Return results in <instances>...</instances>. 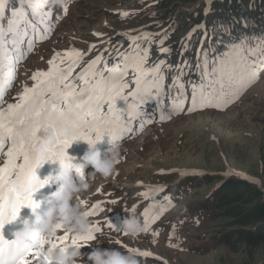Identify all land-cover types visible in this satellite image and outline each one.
<instances>
[{
  "label": "rangeland",
  "instance_id": "obj_1",
  "mask_svg": "<svg viewBox=\"0 0 264 264\" xmlns=\"http://www.w3.org/2000/svg\"><path fill=\"white\" fill-rule=\"evenodd\" d=\"M222 1L72 0L69 3L65 0L63 6L58 7L55 0H45L43 12L50 14L47 18L42 12L27 17L28 22L33 21L35 25L51 29L54 35L23 64L14 88L8 94L7 105L0 107V112H7L11 105L20 102L18 98L24 95L25 87L36 86L33 81L36 72L52 71L50 61L72 50L84 54L83 61L72 71V81L79 88H83V84L78 83L77 78L101 57L103 61L98 71H104L105 66L122 67V57L131 63L146 53L148 59L143 67L151 72L162 66L155 64L152 58L155 54L151 56L152 52L163 55L165 50L173 49L179 55L175 68L165 71L161 67L159 77L145 75L141 78L140 94L136 99H132L137 91L133 83L135 75L129 72L126 81L129 90L123 93L124 98L117 100L112 109L113 116L117 118L123 113L125 104H133L139 108L140 119L145 120L133 139L120 148L121 163L113 176L104 179L90 175L79 194L90 202L75 206L88 214L95 210L97 204L102 209L98 215H88L93 232L97 227L101 231L95 233L94 240L80 243L85 264L96 251L132 254L139 264H264V248H254L249 242L248 233L255 231V228H241L246 236H236V223L240 218L236 220L232 213L238 206L224 202L229 199L227 194L220 196L225 185L230 184L229 180H235L234 177L255 181L253 184L258 185L259 191L264 194V73L259 74V82L252 81L254 86L227 111L207 109L189 114L193 87L204 89L206 94L220 93L241 90L249 80L244 72L238 71L231 83L227 78L221 83L219 78L209 76L214 70L213 65L234 55L244 68L249 64H264L261 51L264 40H256L264 39V4L259 9L261 13L258 18L250 15L239 21L237 26L238 20L234 21V16L224 21L217 20L218 14L212 8ZM65 5L68 8L66 16L63 14ZM251 7L257 9L258 6ZM18 8L19 0H12L7 12ZM164 8L168 11L163 12ZM121 14H127V18ZM7 18L6 15V21ZM196 20L208 26L219 24L217 28H221L215 35L219 39L224 35L226 42L235 40L233 50L217 56L210 63L202 64L198 56L194 58L198 85L178 75L181 70L192 74V68H186L189 54L183 50L188 44L199 42L195 39L199 26L189 24V21ZM169 21L173 22L171 28ZM233 31V34H228ZM208 37L209 34L204 39L207 41ZM148 43L152 45L151 48H148ZM204 45L208 47L207 43ZM200 55L205 57L202 52ZM69 67L71 64L65 59L62 65H57V70ZM109 75L105 72V79ZM177 82L183 85V90L177 88ZM157 88L160 91H156ZM185 92L187 102L177 99L184 97ZM145 99L150 104L142 108L140 104ZM174 106L183 109L184 114L175 115ZM161 113L170 117L169 122H160ZM181 173L197 175L183 176ZM110 180L128 184L149 181L168 185L167 190L171 193L144 207L137 216L143 229L146 227L145 213L150 217H162L151 224L148 234L143 231L138 238H130L122 230L123 223L118 224L116 219H112L120 211L115 202L120 190L113 187ZM169 203L174 207L167 210ZM109 221L114 226H110ZM63 232L66 230H61L58 235ZM156 233H159L158 238ZM72 237L69 236V244ZM56 243L60 244V241ZM65 246L60 244L59 247ZM136 252L150 253L151 256L146 259L142 255H135ZM31 261L39 264L34 258Z\"/></svg>",
  "mask_w": 264,
  "mask_h": 264
},
{
  "label": "snow or ice",
  "instance_id": "obj_2",
  "mask_svg": "<svg viewBox=\"0 0 264 264\" xmlns=\"http://www.w3.org/2000/svg\"><path fill=\"white\" fill-rule=\"evenodd\" d=\"M9 3L10 0H0V107L4 104L7 91L4 84L3 62L8 55L18 51L21 42L27 38V17L35 16L37 12H42L45 18L50 15L43 12L45 0H19L18 10L8 13ZM67 11L68 8L65 5L63 8L65 16ZM121 15L123 18H127V14ZM47 31L52 30L47 29ZM144 39L150 38L144 37ZM44 42V39L41 38L40 43ZM9 48L13 52L10 53ZM261 51L264 54V49ZM83 58V53L72 50L64 53L62 57L50 61L49 67L52 71L36 72L33 76L36 87L31 89L25 87L24 95L18 98L20 103L15 107H9L7 112H0V158L4 155L7 141H11L10 150L7 151V164L0 168V264H33V261H29L28 257H34L40 264H44L42 253L35 247L18 249L15 242H9L3 234L7 225L20 219L23 209L35 211L38 205L33 199L34 196L41 189L49 186L47 180L41 182L38 179L36 170L43 164L55 165L59 162L63 165L69 161L67 162L68 166L73 168L80 180H83L85 173L82 169L73 167L70 162L72 158L66 154L67 148L78 140L97 145L104 140L105 136L113 144L121 139L122 135L114 134L113 128L119 129L122 121H118L113 116L112 109L115 108L117 100L124 98L123 93L129 90V85L126 83L129 72L135 75L133 83L137 91L132 99H136L140 94L141 78L145 75L159 77L162 67L158 66L151 72L146 71L143 66L147 63L148 56L145 53L142 58L135 59L131 63L127 58L122 57L121 59L124 60L122 67L108 68L105 66L104 71H98L97 69L103 61L101 57L89 65L88 69L77 78V82L83 84V88H79L77 83L72 81V71L79 66ZM24 59L26 57L21 56L19 62ZM65 59L70 62L71 67L66 70L63 68L57 70V65H62ZM213 69L209 76L219 78L221 83L225 78L231 83L236 78L238 71L244 72L249 80L241 90L220 93L206 94L204 89L193 87L189 114L207 109L227 111L229 107L239 101L247 90L254 86L252 81L259 82V74L264 73V64L259 66L249 64L247 68H244L239 58L234 55L213 65ZM105 72L110 73L108 79H105ZM15 78V72L9 73L8 88L11 87V82H14ZM177 88L183 90V85L177 82ZM156 91H160V89L157 88ZM177 99L187 102V93L185 92L184 97ZM174 114L177 116L184 114L183 109H176L174 106ZM169 119L170 117L161 113V123H167ZM123 130L127 131L126 125ZM93 133L97 137L95 143L90 138ZM21 159L22 166L18 163ZM26 170L27 177H25ZM181 175H197V173H181ZM249 182L255 183L252 180ZM140 186L142 187V185ZM5 189L8 190L7 199L4 196ZM149 191L158 193L164 189H150ZM144 198L151 199V196L146 195ZM171 207L174 205L169 203L167 210H170ZM101 210V205L97 204L95 210L88 215H98ZM132 212L134 213L135 209H132ZM159 218L162 217L155 215L150 217L148 213H145V234L151 231V224L157 222ZM109 224L114 226L111 221ZM100 231L101 229L97 227L87 241L80 243L94 240L95 233ZM155 236L158 238L159 233H156ZM172 238H174V233ZM71 240L72 244L76 237H72ZM68 242L69 237L65 236L60 244L69 245ZM60 244H57L56 247H59ZM39 247L41 249L45 247V242H40ZM134 254L142 255L146 259L151 256L150 253L136 252Z\"/></svg>",
  "mask_w": 264,
  "mask_h": 264
},
{
  "label": "clouds",
  "instance_id": "obj_3",
  "mask_svg": "<svg viewBox=\"0 0 264 264\" xmlns=\"http://www.w3.org/2000/svg\"><path fill=\"white\" fill-rule=\"evenodd\" d=\"M61 6L64 0H55ZM69 3L72 0H68ZM85 143V142H84ZM88 150L80 158L81 163L73 167L82 170L92 169L91 176H100L108 179L113 176L117 166L121 163V152L117 145L109 142V148L105 155L98 150L97 145L89 144ZM59 165L58 170H53L47 177L49 184L55 186L57 191L46 198V201L37 203L35 211H32L34 224L25 221L22 229L16 231L14 235L15 246L18 249L35 247L42 253L44 264H85L82 255L80 242L87 241L93 232V225L88 219V213L78 206L75 201L84 190L83 180H74L72 167L67 162ZM42 204H46L49 209L44 215H40L39 210ZM61 229L67 234L76 237V240L65 247H56V241L64 237H58ZM123 232L130 238H138L144 229L141 220L134 216H129L122 224ZM45 242L48 247L42 249L40 242ZM87 264H139L137 258L117 251H96L88 257Z\"/></svg>",
  "mask_w": 264,
  "mask_h": 264
},
{
  "label": "trees",
  "instance_id": "obj_4",
  "mask_svg": "<svg viewBox=\"0 0 264 264\" xmlns=\"http://www.w3.org/2000/svg\"><path fill=\"white\" fill-rule=\"evenodd\" d=\"M258 6L257 9H253L251 6ZM260 4V5H259ZM264 4V0H223L221 3L216 4L212 10L218 14L216 15L218 21L228 20L233 17V20H238L236 22L237 26L240 24L239 21L245 20L248 16L252 15L254 18H258L260 16L259 9H262ZM247 6H250L249 9ZM245 8L246 11H245ZM166 11H168L167 8ZM225 14V15H224ZM191 20V19H189ZM171 22V21H169ZM190 25L194 23L193 27L202 26L201 30L198 31L195 36L199 37L198 40L201 41L202 35H214L220 30L217 28L219 24H215L213 26H208L206 23H201L198 20L189 21ZM207 22V21H206ZM209 27L211 30H208ZM209 33H208V32ZM177 33L174 35L176 36ZM214 39V38H213ZM209 39L207 40V42ZM200 44V45H199ZM205 42L198 43V50L193 49L190 46L189 51V59L192 60L188 63V66H192V69H196L195 63H193V58L196 57L197 54L204 53L206 59L210 57L209 51L210 47H205ZM234 181H230V184L225 185L222 189L220 196L227 194L229 197L228 200H225V203H230L236 205L235 212H233V217L240 220H237L236 227V236L239 238L246 236L245 231L241 228L252 227L255 228V231L252 233H248L249 242L254 248H264V194L259 191L258 185H255L247 180H240L238 177H234ZM241 188V189H240ZM228 192V193H226ZM235 234V233H234ZM245 242V241H244Z\"/></svg>",
  "mask_w": 264,
  "mask_h": 264
}]
</instances>
